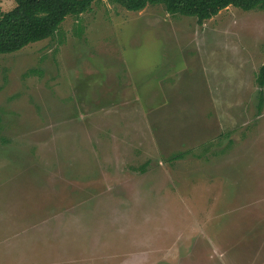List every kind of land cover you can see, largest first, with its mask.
<instances>
[{"label":"rangeland","instance_id":"rangeland-1","mask_svg":"<svg viewBox=\"0 0 264 264\" xmlns=\"http://www.w3.org/2000/svg\"><path fill=\"white\" fill-rule=\"evenodd\" d=\"M263 61L264 10L106 0L0 55V264H264Z\"/></svg>","mask_w":264,"mask_h":264},{"label":"trees","instance_id":"trees-1","mask_svg":"<svg viewBox=\"0 0 264 264\" xmlns=\"http://www.w3.org/2000/svg\"><path fill=\"white\" fill-rule=\"evenodd\" d=\"M14 7L0 12V55L51 38L67 16L78 17L100 0H13ZM130 12L161 5L170 15L193 17L198 25L228 7L248 12L264 10V0H106ZM264 85V61L256 75Z\"/></svg>","mask_w":264,"mask_h":264}]
</instances>
